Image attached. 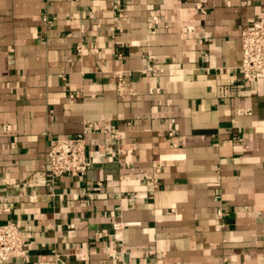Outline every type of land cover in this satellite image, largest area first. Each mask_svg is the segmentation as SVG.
Segmentation results:
<instances>
[{"label":"crops","instance_id":"1","mask_svg":"<svg viewBox=\"0 0 264 264\" xmlns=\"http://www.w3.org/2000/svg\"><path fill=\"white\" fill-rule=\"evenodd\" d=\"M257 17L264 0H0V225L25 238L0 264H264V78L239 70ZM87 123L119 135L52 177L50 140Z\"/></svg>","mask_w":264,"mask_h":264},{"label":"built area","instance_id":"2","mask_svg":"<svg viewBox=\"0 0 264 264\" xmlns=\"http://www.w3.org/2000/svg\"><path fill=\"white\" fill-rule=\"evenodd\" d=\"M46 20V19H44ZM241 62L240 77L245 82L264 78V24L257 17L240 30ZM118 90H124V81L119 78ZM91 132L110 133L114 137L118 131H105L97 125L87 123L84 129L70 138L50 140L47 153V168L52 177L63 175H84L91 166L87 156L86 137ZM172 135V128H169ZM25 238L21 226L8 220L0 225V262L24 257Z\"/></svg>","mask_w":264,"mask_h":264},{"label":"water","instance_id":"3","mask_svg":"<svg viewBox=\"0 0 264 264\" xmlns=\"http://www.w3.org/2000/svg\"><path fill=\"white\" fill-rule=\"evenodd\" d=\"M56 264H64L62 261H57Z\"/></svg>","mask_w":264,"mask_h":264}]
</instances>
